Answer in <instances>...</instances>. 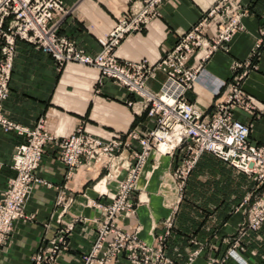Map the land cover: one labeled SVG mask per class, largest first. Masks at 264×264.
Here are the masks:
<instances>
[{
    "label": "crops",
    "instance_id": "obj_1",
    "mask_svg": "<svg viewBox=\"0 0 264 264\" xmlns=\"http://www.w3.org/2000/svg\"><path fill=\"white\" fill-rule=\"evenodd\" d=\"M215 1L163 0L158 17L119 45L115 54L118 61L145 60L149 67L155 66ZM61 2L68 13L58 36L90 56L101 50L107 32L129 6L128 0ZM241 7L245 12L240 20L242 29L224 50H217L203 63L202 80L186 91L184 98L200 112L209 113L224 95L223 88L214 95V86L229 84L245 73L240 88L251 109H235L233 117L248 127L250 144L264 146V48L250 57L257 40L264 42V36H260L264 0H241ZM234 65L239 67L233 69ZM162 82L163 75L155 71L154 77L145 82V89L155 93ZM139 102L138 97L101 79L91 69L69 64L57 72L51 58L39 49L15 42L8 94L2 103L3 116L14 124L33 129L42 120L45 131L55 139L81 126L84 133L101 141H124L130 133L144 135L152 128ZM20 142V137L0 130V190L14 177L11 157ZM182 156V152L172 156L150 152L136 191L128 198L133 213L117 214L112 221L114 227L134 234L138 242L152 250L158 248V238L165 236L162 256L166 264H264V223L257 231L244 230L238 235L249 205L241 204L254 189L252 180L203 153L179 190L173 174ZM124 158L122 153L117 161ZM123 174L120 171L118 177ZM36 177L42 184L33 186L24 205L25 218L12 224L0 264H47L35 263L32 258L46 256L50 242L62 235L67 225L71 230L64 236V250L58 251L53 264H82L97 237L95 222L102 219L95 205L110 201L115 183L106 179L105 185L95 190L96 182L107 178L97 164L67 175L56 160L52 143L44 147ZM98 192L106 194L99 196ZM101 257L100 252L91 264H138L124 259L123 253L107 262H99Z\"/></svg>",
    "mask_w": 264,
    "mask_h": 264
},
{
    "label": "built area",
    "instance_id": "obj_2",
    "mask_svg": "<svg viewBox=\"0 0 264 264\" xmlns=\"http://www.w3.org/2000/svg\"><path fill=\"white\" fill-rule=\"evenodd\" d=\"M162 1L128 0L127 12L113 23L101 50L90 56L58 36L62 19L68 13L61 0H0V130L21 138L11 157L14 177L0 190V253L8 244L12 224L25 218L24 205L33 186L42 184L36 171L44 147L49 143L55 146L56 160L67 175H73L81 167L97 164L106 171L107 178L100 179L95 186L101 182L104 186L106 179L115 183L110 201L95 205L101 211L102 219L95 222L97 237L90 253L82 258V264H91L100 252L99 262H107L123 253L124 259L138 264H166L162 256L165 236L158 238L159 246L152 250L138 242L134 234L124 233L112 224L117 214L133 213L128 198L136 191L138 176L150 152L162 156L182 152L181 165L173 174L179 181V190L203 153L247 176L254 183V189L242 201L241 206L249 205L238 235L244 230L257 231L264 223V146L250 144L248 127L233 117L235 109H251L240 88L245 73L229 84L214 86V95L222 88L224 95L209 113L200 112L184 98V93L202 80L203 63L217 50H224L232 36L242 29L240 20L245 12L241 0H216L153 67L145 60L118 61L115 54L119 45L158 17ZM260 36H264V29ZM16 41L32 45L51 58L57 72L72 64L91 69L101 79L126 89L138 97L152 128L144 135L130 133L124 141L116 138L104 142L84 133L81 126L68 136L55 139L45 131L42 120H38L33 129L8 121L2 114V103L8 94ZM260 47L264 48V42L259 39L250 57ZM237 67L234 65L233 69ZM155 71L163 75V82L157 92L151 93L145 89V82L154 77ZM122 153L125 158L118 162ZM120 171L124 173L121 178L118 177ZM105 194L98 192L99 196ZM166 227H170L169 222ZM70 230L71 225H67L63 234L50 242L48 254H37L32 260L53 264L58 251L64 250V236Z\"/></svg>",
    "mask_w": 264,
    "mask_h": 264
},
{
    "label": "rangeland",
    "instance_id": "obj_3",
    "mask_svg": "<svg viewBox=\"0 0 264 264\" xmlns=\"http://www.w3.org/2000/svg\"><path fill=\"white\" fill-rule=\"evenodd\" d=\"M102 186L101 184L97 185V187L95 188V190L99 191V187Z\"/></svg>",
    "mask_w": 264,
    "mask_h": 264
},
{
    "label": "bare ground",
    "instance_id": "obj_4",
    "mask_svg": "<svg viewBox=\"0 0 264 264\" xmlns=\"http://www.w3.org/2000/svg\"><path fill=\"white\" fill-rule=\"evenodd\" d=\"M162 149H161V147H159V151H161ZM165 156V155H164Z\"/></svg>",
    "mask_w": 264,
    "mask_h": 264
}]
</instances>
